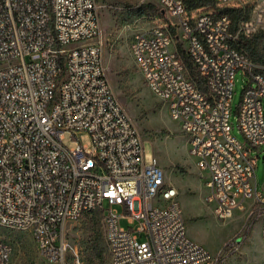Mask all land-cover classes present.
I'll return each instance as SVG.
<instances>
[{"label": "built area", "instance_id": "1", "mask_svg": "<svg viewBox=\"0 0 264 264\" xmlns=\"http://www.w3.org/2000/svg\"><path fill=\"white\" fill-rule=\"evenodd\" d=\"M156 1L171 23L134 36L135 65L207 174L215 216L259 204L264 247L256 176L264 57L255 62L235 47L244 28L234 33L229 17ZM214 1L236 8L244 0ZM101 33L98 0H0V227L30 232L45 261L63 264L67 224L100 210L111 264H221L220 253L189 237L179 192L156 158L146 163L143 138L106 75ZM239 72L248 79L237 109L244 142L230 123ZM67 133L88 135L91 147L67 148ZM11 259L0 239V264Z\"/></svg>", "mask_w": 264, "mask_h": 264}, {"label": "rangeland", "instance_id": "2", "mask_svg": "<svg viewBox=\"0 0 264 264\" xmlns=\"http://www.w3.org/2000/svg\"><path fill=\"white\" fill-rule=\"evenodd\" d=\"M101 18L102 58L106 75L116 98L126 110L144 141L146 163L152 164L155 157L164 170L166 183L178 192V201L183 210L189 237L206 248L212 255L220 253L221 264H259L264 259L261 240L263 213L260 205L248 202L245 209L236 211L232 218L219 220L209 202L210 191L206 185L207 174L200 171L196 159L190 154L187 137L179 123L169 116L167 107L145 85L142 75L131 55V44L138 33H145L171 20L156 0H98ZM146 8V15L139 17L137 9ZM236 8L250 12L249 19L240 24L244 36L253 37L264 31V0H244ZM196 14L218 13L216 10L198 9ZM97 40H90L93 44ZM71 44L67 50L82 46ZM247 77L236 75L233 96V113L230 119L232 134L244 142L237 122V109L242 102ZM63 144L67 148L78 145L91 147L88 135L73 138L67 133ZM257 155V154H256ZM257 161L258 191L264 192V152ZM122 227H127L125 221ZM103 215L100 210L84 215L65 228L67 249L63 264H94L92 262L90 237L93 230L103 231ZM0 239L12 247L11 264H50L39 254L30 232L0 227ZM104 245L107 248L106 243ZM106 264H111L107 249Z\"/></svg>", "mask_w": 264, "mask_h": 264}, {"label": "trees", "instance_id": "3", "mask_svg": "<svg viewBox=\"0 0 264 264\" xmlns=\"http://www.w3.org/2000/svg\"><path fill=\"white\" fill-rule=\"evenodd\" d=\"M188 10H198V9H208L216 10L218 12L217 16H227L232 21V31L236 33L239 30V26L242 22H246L250 17V12L248 10H243L242 8H218L214 0H184ZM161 15H163L162 11ZM139 17L146 15L147 11L145 7H139L137 9ZM175 34V31H173ZM235 47L247 54L253 61L261 62L262 57H264V31L259 32L253 37H246L240 35ZM183 59L190 71L193 78L197 80L195 72L193 70L191 61L186 55H183ZM199 82V81H198ZM103 215V212H101ZM104 242L107 245H104ZM90 248L92 255V262L94 264H106L107 262V249L110 257L109 247L105 239L104 228L103 231L96 229L93 230V234L90 237Z\"/></svg>", "mask_w": 264, "mask_h": 264}]
</instances>
